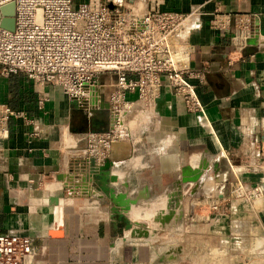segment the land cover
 <instances>
[{
	"label": "crops",
	"instance_id": "0c3cea01",
	"mask_svg": "<svg viewBox=\"0 0 264 264\" xmlns=\"http://www.w3.org/2000/svg\"><path fill=\"white\" fill-rule=\"evenodd\" d=\"M159 2L163 12L205 15L190 68L207 71L199 85L206 118L188 113L166 84L155 121L112 148L109 177L118 180L105 185L135 200L126 216L149 239L123 238L111 198L81 175L87 114L54 86L40 110L32 80L0 74L3 100L18 115L0 138V235L31 239L28 264H264V194L233 199L225 217L197 216L200 199L229 196L237 180L264 191V0ZM237 14L255 16L258 36L230 64L233 24L218 31L210 20Z\"/></svg>",
	"mask_w": 264,
	"mask_h": 264
},
{
	"label": "built area",
	"instance_id": "2783aa9c",
	"mask_svg": "<svg viewBox=\"0 0 264 264\" xmlns=\"http://www.w3.org/2000/svg\"><path fill=\"white\" fill-rule=\"evenodd\" d=\"M10 3L16 5L15 29L1 26V14L0 74H24L32 80L41 94L40 110L49 101L45 89L54 86L87 114L93 129L80 150L82 176L94 182L92 171L110 161L113 146L155 121L157 100L166 84L188 113L206 118L199 85L207 71L190 68L196 50L192 37L202 29V11L163 12L159 0H0V9ZM254 17L216 15L210 20L218 31L233 24L230 64L255 45ZM2 94L0 87V138H5L11 119L18 115ZM131 94L136 99L130 100ZM263 194L262 187L250 188L237 180L229 196L200 199L202 212L197 216L208 221L213 215L225 217L233 199L252 203ZM136 226L128 230L131 237L133 230L147 231ZM124 232L120 235L126 238ZM33 256L29 237L0 235V264H28Z\"/></svg>",
	"mask_w": 264,
	"mask_h": 264
},
{
	"label": "water",
	"instance_id": "95a60500",
	"mask_svg": "<svg viewBox=\"0 0 264 264\" xmlns=\"http://www.w3.org/2000/svg\"><path fill=\"white\" fill-rule=\"evenodd\" d=\"M15 13V3H10L2 7L0 9V15H4L5 19L2 20L1 26L5 29L13 31L15 29ZM113 165V162L107 161L105 165L97 170L92 171V173L95 175L94 182L99 185L100 190H103L111 198L114 205L113 212L115 214V219L117 220V223L123 227L121 230V234H123L124 230L128 231L133 228V225L129 221L126 214L131 210V205L135 204L136 202L135 200H129L126 193L117 194L113 189L105 185V182H108L109 180L111 182H116L118 180L117 176L109 177ZM132 236L138 238H147L149 237V232L137 229L133 230Z\"/></svg>",
	"mask_w": 264,
	"mask_h": 264
}]
</instances>
